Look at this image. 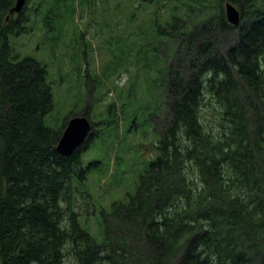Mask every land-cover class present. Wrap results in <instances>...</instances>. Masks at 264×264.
<instances>
[{
  "label": "trees",
  "instance_id": "16d2710c",
  "mask_svg": "<svg viewBox=\"0 0 264 264\" xmlns=\"http://www.w3.org/2000/svg\"><path fill=\"white\" fill-rule=\"evenodd\" d=\"M227 1L240 10L238 25L227 21L224 0H136L138 6L122 0L123 7H134L133 17L141 6L159 11L149 29L157 41L137 37L125 59L138 63V79L158 70L159 85L151 86L163 98L138 107L132 93L121 100V108L132 103L125 106L147 109L149 121L161 115L159 127L151 123L155 151L149 156L145 149L133 151L135 142L124 148L106 132L95 139L91 132L64 156L56 145L70 116L61 128L47 124L54 107L48 69L15 52L11 36L26 29L25 15L7 20L16 0H0L1 264H66L67 250L75 264H264V0ZM59 5L47 1L49 12ZM237 29L238 41L221 51L218 35ZM163 53L173 57L166 71ZM147 90L152 94L149 85ZM208 98L220 109L210 129L202 120ZM107 110L113 115L105 123L118 137L117 108ZM127 125L125 135L136 128ZM105 145L114 153L112 171L101 164ZM90 150L100 157L87 163ZM139 156L147 158L135 180L127 173ZM92 169L106 170L110 185L124 189V199L102 207L100 216L95 208L100 237L82 224L74 202Z\"/></svg>",
  "mask_w": 264,
  "mask_h": 264
},
{
  "label": "rangeland",
  "instance_id": "374dc122",
  "mask_svg": "<svg viewBox=\"0 0 264 264\" xmlns=\"http://www.w3.org/2000/svg\"><path fill=\"white\" fill-rule=\"evenodd\" d=\"M47 1L50 5H60L49 12ZM47 1L29 0V8L24 14L27 15L24 21L27 30L11 36L10 40L13 49L21 57L32 56L43 61L48 69L54 107L46 117L47 124L54 128H61L68 115L71 117L76 113H83V109L87 108L89 109L87 114L93 122L102 121L98 127H93L94 139L98 134L106 132L108 137L114 138L117 143L124 144V148L127 147L128 142H135L136 149L133 151L145 149L151 152L148 155L152 156L155 151H152V142H157V136L151 123L154 122L155 129L156 125L159 127L162 124L161 115L153 114L149 121L147 109L138 112L125 106L132 103H124L121 108V100L123 101L127 94L129 96L132 93V100L138 107L146 105V101L150 99L155 100L159 96H161L160 100L163 98V91H158L151 86L152 82L153 87L159 85V82L154 81L160 76L158 70L149 73V78H147L148 74L138 79V63H134L133 59H125L129 55L128 43L136 40L137 37L146 44L157 41L158 37L152 34V29H149L150 21L157 17L159 11L156 12V8L152 6H141L139 12L135 10L133 17L131 9L134 7H123L122 0H67L59 3L55 0ZM226 1L224 0L223 6ZM117 5L120 6L118 10H116ZM135 5L138 6L140 3L136 2ZM37 7L40 10L36 9ZM164 17L165 14L162 13L161 18ZM238 32V29L228 33L221 32L218 35L219 49L225 51L235 44L238 41ZM167 47L163 45L160 50L167 52ZM163 55L165 56V53ZM168 56L167 53L165 71L168 68V62L171 63L173 60V57ZM151 58L149 56V59ZM163 77L167 78L166 73L161 79ZM148 85L151 87L152 94L147 90ZM110 104H115L116 115L121 118V131L118 137H115L114 131L105 123L113 115L112 111L110 113L107 110ZM158 108L160 111V105ZM163 109L165 111H162V114L165 115L167 106ZM219 110L214 101L206 99L202 120L209 129L216 126ZM127 123L136 126L135 129L130 130L129 135H125ZM147 133L148 137L145 135ZM103 148L106 149L105 152H99L102 167L104 169L110 167L112 171L117 166L108 160L110 154L114 155V153L107 150L106 145ZM87 149L88 147L85 150ZM94 152L90 150L84 155L87 163L90 159L94 161L100 157ZM121 152L120 149L116 151V154ZM146 158L139 156L133 171L128 172L127 175L133 174L135 180H138ZM105 172L106 170L103 173ZM192 172L193 170L189 169L191 175ZM103 173L99 174L96 170H90L84 179L85 184L76 188L74 198L75 208L81 213L82 224L96 237L102 234V224L97 218L100 216L102 207L109 208L112 201L124 199V189L110 185L112 184L111 176H103ZM194 180L197 181L196 178ZM94 202L97 203L96 206ZM95 208H97V216L94 213ZM66 264H75L69 250L66 251Z\"/></svg>",
  "mask_w": 264,
  "mask_h": 264
},
{
  "label": "water",
  "instance_id": "95a60500",
  "mask_svg": "<svg viewBox=\"0 0 264 264\" xmlns=\"http://www.w3.org/2000/svg\"><path fill=\"white\" fill-rule=\"evenodd\" d=\"M25 0H17L12 11L19 12ZM226 18L232 25H238L241 18L240 10L235 4L227 1L225 4ZM92 128V123L86 115H76L69 119L57 145L56 150L64 156L72 155L87 139ZM1 264V263H0Z\"/></svg>",
  "mask_w": 264,
  "mask_h": 264
},
{
  "label": "flooded vegetation",
  "instance_id": "af4514ba",
  "mask_svg": "<svg viewBox=\"0 0 264 264\" xmlns=\"http://www.w3.org/2000/svg\"><path fill=\"white\" fill-rule=\"evenodd\" d=\"M28 3H29V0H26V2H25V5H24V7H23V10L20 12V13H16V12H14V13H12L11 12V9L13 8V6L10 8V10H9V13H11V15L13 16L12 18H15L16 16H18V18H20L19 16H21L22 14H25V11H27L28 10ZM24 19H25V17L23 16V19L21 20V21H24Z\"/></svg>",
  "mask_w": 264,
  "mask_h": 264
},
{
  "label": "bare ground",
  "instance_id": "6f19581e",
  "mask_svg": "<svg viewBox=\"0 0 264 264\" xmlns=\"http://www.w3.org/2000/svg\"><path fill=\"white\" fill-rule=\"evenodd\" d=\"M88 139V138H87Z\"/></svg>",
  "mask_w": 264,
  "mask_h": 264
}]
</instances>
